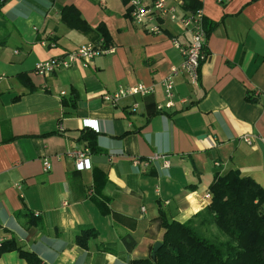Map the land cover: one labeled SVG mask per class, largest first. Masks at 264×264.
I'll use <instances>...</instances> for the list:
<instances>
[{"label":"crops","instance_id":"1","mask_svg":"<svg viewBox=\"0 0 264 264\" xmlns=\"http://www.w3.org/2000/svg\"><path fill=\"white\" fill-rule=\"evenodd\" d=\"M129 1L0 3V238L33 251L42 264L150 258L162 217L198 222L216 175L234 170L264 189V0H197L215 23L199 81L177 74L173 105L161 109L162 80L182 61L172 40L187 44L189 35L168 19L160 32H149L128 15ZM168 1L184 14V0ZM65 5L92 29L102 25L114 52L39 75L38 61L98 38L67 25ZM138 84L153 90L116 104L102 99L119 85ZM82 132L95 134L97 149ZM76 148L89 149L90 169L76 168ZM87 228L96 234L83 247L75 237ZM127 234L136 241L131 250L122 240ZM0 264L27 263L12 250L0 253Z\"/></svg>","mask_w":264,"mask_h":264},{"label":"trees","instance_id":"2","mask_svg":"<svg viewBox=\"0 0 264 264\" xmlns=\"http://www.w3.org/2000/svg\"><path fill=\"white\" fill-rule=\"evenodd\" d=\"M200 6L197 0H184L180 8L184 13H195ZM61 19L80 31L97 32V40L102 38L105 45L112 46L105 28L100 25L92 29L75 6H63ZM214 25L203 17L207 36ZM75 99L76 96L70 101L74 103ZM80 138L87 139L90 150L97 149L95 134L87 136L82 132ZM209 190L212 199L203 211L195 215L200 218L198 222L193 219L169 221L162 217L164 231L155 256L132 260V264H264V189L249 176L230 170L216 175ZM98 204L105 212V206ZM211 225L216 233L208 229ZM202 227L206 230H201ZM93 233L96 234L93 228L85 229L76 235V243L85 247L86 238ZM122 240L129 250L136 243L130 234L124 235ZM12 250H16L27 264H42L33 251L18 246L14 240L0 243V253Z\"/></svg>","mask_w":264,"mask_h":264},{"label":"built area","instance_id":"3","mask_svg":"<svg viewBox=\"0 0 264 264\" xmlns=\"http://www.w3.org/2000/svg\"><path fill=\"white\" fill-rule=\"evenodd\" d=\"M129 16L132 21L138 25L143 26L146 30L152 33L161 31L164 22L168 19L170 21H178L183 27V31L188 33L189 42L181 44L177 39H173V45L178 49L182 56V61L178 65L171 66L169 73L163 78L162 85L166 95V102L158 104L157 109L164 107H171L173 105V92H174V77L177 74H183L187 77L190 84H197L200 77V60L204 56V49L206 48L207 35L203 27V14L200 9L195 13L177 14L176 5L168 0H153L150 5L142 2V0L129 1ZM43 43V42H42ZM114 52L113 46L105 45L102 38L98 40L81 44L77 48L63 52L57 56H52L47 60L38 61L34 66V71L42 76H46L60 68H70L77 63L83 66H88L93 60L99 56L107 53ZM151 86L138 84L136 86H123L119 85L113 92H104L102 99L116 104L120 99L130 95H146L152 92ZM64 94V92H61ZM259 92H254L253 95L257 96ZM185 102V99L181 100ZM242 139L251 144L253 139L249 135L242 136ZM70 155L74 159L75 166L78 170L90 169L91 163L89 158V149H74ZM154 158H163V156L156 155ZM134 164L139 163L137 157H133ZM164 164L167 161L164 160ZM218 163H216L217 165ZM51 168L49 159H43V169L48 171ZM204 197L211 201L212 193L207 191ZM141 210H145L142 206ZM2 239L0 238V243Z\"/></svg>","mask_w":264,"mask_h":264},{"label":"water","instance_id":"4","mask_svg":"<svg viewBox=\"0 0 264 264\" xmlns=\"http://www.w3.org/2000/svg\"><path fill=\"white\" fill-rule=\"evenodd\" d=\"M160 245H161V242H156L154 244L153 249H152V253H151L152 257L155 256V252L158 250V248L160 247Z\"/></svg>","mask_w":264,"mask_h":264},{"label":"rangeland","instance_id":"5","mask_svg":"<svg viewBox=\"0 0 264 264\" xmlns=\"http://www.w3.org/2000/svg\"><path fill=\"white\" fill-rule=\"evenodd\" d=\"M208 229H209L210 231L212 230V231H213V232L211 231L212 233H216V231H215V229H214V226L211 225ZM201 230H206V229H204V228L202 227Z\"/></svg>","mask_w":264,"mask_h":264}]
</instances>
